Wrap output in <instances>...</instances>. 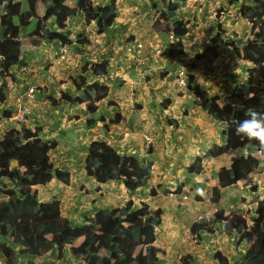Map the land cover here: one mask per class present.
I'll return each instance as SVG.
<instances>
[{
	"label": "trees",
	"instance_id": "1",
	"mask_svg": "<svg viewBox=\"0 0 264 264\" xmlns=\"http://www.w3.org/2000/svg\"><path fill=\"white\" fill-rule=\"evenodd\" d=\"M217 11L227 13L234 3H239L238 14L257 27L251 36L243 42H236L237 33L229 34L219 30L205 43L201 59L212 64L220 56V47L232 49L236 56L252 65L248 78L243 82H232L231 90H225L219 96L209 97L190 77L189 89L196 95V106L211 116L215 121L226 124L224 134L228 138L222 152L232 156L230 168L218 174L220 191L227 187L248 180L250 174L264 164V150L255 141H248L237 134L236 127L246 118L250 109L264 113V0H226ZM154 8L160 10L154 28L165 29L181 37L176 45H171V58L185 56L183 37L190 33V25L184 18L177 19L180 11L187 6V0H159ZM26 6V11L23 10ZM44 8L41 18L39 7ZM117 0H107L103 5H96L95 0H79L74 6L68 0H0V103H5L10 85L17 80L15 67L21 64L24 47L21 43V29L28 27L32 20L37 21V29L23 35L22 38H43L49 42L63 45L74 43L84 47L90 44L88 34L77 36L76 40L66 31L70 21L83 18L85 27L94 26L98 34L109 32L113 18L118 13ZM18 19L19 23L15 21ZM52 19L53 23L48 21ZM109 63L96 68L97 75L107 73ZM88 71V64L82 69L80 77L74 81L79 92L76 98L63 93L62 101L80 103L87 107L90 114L97 111L93 101L100 102L108 98V88L86 85L83 73ZM83 89V90H82ZM56 106L57 101H53ZM11 111L5 116L11 117ZM103 119V118H102ZM120 114L102 126L110 131L111 126L121 122ZM95 123L89 119L87 125ZM40 127L9 129L0 140V256L5 264H16L18 257L38 258L41 256L39 239H48L56 247L57 253L63 252L64 240L73 243L72 254L78 264H159L165 251L156 245L157 228L163 223L162 209H153L146 202L135 205L126 202L123 206L104 208L94 216L85 217L81 234L62 213L58 199L51 203L41 202L38 188H45L56 180L63 185L69 184V174L55 168L51 153L58 147V142L44 141ZM216 155L215 150L207 156ZM203 157L194 162L195 174L203 170ZM152 163L143 162L138 156L120 154L105 140L93 141L84 161L85 171L94 179L99 188L111 180L125 184L129 192L149 188L152 197L158 195L156 188L148 187ZM172 194L182 193L181 187ZM211 220L222 231L234 237L236 250L247 243V250L238 261H231L220 251L214 253L216 264H264V202H259L254 215L247 219L243 212L219 210L211 219L201 218L195 221L190 231L200 245L203 234L211 233ZM28 264H34L29 262ZM180 264H199L193 254L180 258Z\"/></svg>",
	"mask_w": 264,
	"mask_h": 264
},
{
	"label": "crops",
	"instance_id": "2",
	"mask_svg": "<svg viewBox=\"0 0 264 264\" xmlns=\"http://www.w3.org/2000/svg\"><path fill=\"white\" fill-rule=\"evenodd\" d=\"M19 2L23 0H18ZM195 6H211L213 12L210 14L209 34L213 35L219 30H227L229 34L237 33L236 42H243L253 33L254 27L246 19L241 18L239 14L228 15V18L215 19V14L222 3L226 0H188ZM188 11L190 13L189 3ZM201 7L202 10L206 9ZM236 6H232L234 8ZM41 12H43L41 10ZM199 12V11H198ZM231 14V10H229ZM189 16V15H188ZM189 20V18H186ZM208 26V25H206ZM243 33L244 39L241 37ZM30 41V50H26V54H31L29 58L23 54L22 60L28 63V67L35 72V77L42 83V69L48 61L52 59L61 60V64L51 67L49 71L48 86L58 90L59 95L62 91L69 92L71 95H76L75 87L71 82L82 71V66L85 65L88 59H83L82 55L77 54V46L63 47L59 44H51L38 38L28 39ZM22 44L24 40L21 39ZM156 42L157 39L154 38ZM154 42V43H155ZM24 46V45H23ZM74 47V49H73ZM76 49V50H75ZM222 57L214 65V67H205L209 75V70L217 66V71L213 76L220 74L225 76L224 72L227 66H231V74L233 79L243 77L247 78V70L251 65L246 61H241L236 58L232 49L221 47ZM118 53V51H117ZM144 60H139L137 57H118L112 60L118 63L121 71H118L114 76L117 80L124 79L126 86L120 88L114 100H121L118 109L109 108L107 114L112 116L120 111L122 120L115 125L109 132L103 130L101 133L103 139L111 144L120 154L127 156H138L145 163H152V172L149 178V186L157 190L158 195L152 197L149 188L141 189L137 192H129L124 183L118 180H111L105 185L99 186L84 170V161L89 153L90 143L96 139L90 133L88 128L82 125V121L87 119L88 114L82 111V105H69L62 103L58 106H53L46 96L40 94L36 96L34 101V115L33 120L42 127V137L45 140L56 139L59 142L58 149L54 153V164L64 174H69V184L64 190L55 195L53 199H58L62 207L63 216H65L80 232H83L82 223L87 216H94L99 210L104 208H114L123 206L126 202L135 205L137 208L145 199L147 195L152 199H159L167 191L174 192L176 186H171L172 180L176 181L177 185L182 184V193L177 195L190 196L191 200L186 202L183 199L174 201L180 209L172 212L177 213L179 224L187 222V233L191 235L190 226L197 220L206 215H210L214 211L224 210L240 211L245 213L247 219L254 215L255 208L260 201H264V167L256 169L251 175L252 185L245 181L237 185L227 187L220 191V201L213 203L212 198L217 197L218 189V174L219 172L231 166V156L221 153V148L226 145L227 138L223 132L226 125L216 122L214 119L204 115L199 108L195 106V96L188 90H182L178 96L179 90L176 85V74L178 69L183 67L179 64L178 59L169 60L168 57L163 56H142ZM151 58V59H150ZM31 61H29V60ZM229 60V61H226ZM141 65V73L137 78H133L134 70H137L136 63ZM113 64L111 65V67ZM116 65L114 64V67ZM135 67V69H134ZM199 72V67L197 68ZM203 69V67H202ZM156 73L157 70L168 72L163 80H158L153 73L152 76L155 81L150 83L149 92L142 93L137 96L136 102L132 103L134 99L135 90H138V85L143 83L141 74ZM208 70V71H207ZM243 70V71H242ZM148 71V72H147ZM159 71V72H160ZM162 72V73H163ZM113 77V72H110ZM115 73V72H114ZM146 74V75H147ZM159 75V74H158ZM158 77V76H157ZM129 79V81H126ZM94 81V80H93ZM118 81H115L111 86H116ZM231 81L227 88L233 84ZM120 83V82H119ZM133 83L134 86H131ZM137 84V86H136ZM111 86L110 90H111ZM58 87V88H57ZM142 89H145L144 87ZM53 96L55 97V94ZM111 96V92H110ZM56 98H58L56 96ZM171 100L168 109L160 111L159 107L165 100ZM104 104V103H103ZM11 99L8 102L0 105V140L4 133L12 128H17L16 123L7 120L5 111L9 110ZM106 105V104H105ZM103 105V106H105ZM159 110V111H157ZM112 116H110L112 118ZM33 120H30V127H35ZM37 126V127H38ZM145 136L152 139L153 153L149 154L147 149ZM216 146L217 155L208 156L203 161V168L200 174H194L193 163L199 156H206V154ZM198 178V181H197ZM52 183V182H51ZM50 183V184H51ZM50 184L45 188H38L39 198L42 191H50ZM197 188H202L203 195L196 193ZM231 190V191H230ZM226 194V197L224 196ZM174 196L168 194V197ZM193 197L196 199L194 200ZM3 199L0 194V201ZM193 199V200H192ZM151 207L152 200H145ZM176 208V207H175ZM184 219V221H183ZM188 219V221H186ZM173 228V224L169 226ZM170 230V229H169ZM211 233L203 234V240L200 245L192 246L187 249L179 259L188 253L195 256L199 264H216L213 259L215 252L220 251L227 255L231 261H238L242 252V247H246L247 243H243L238 250H236L232 236L225 234L222 228L214 224L211 226ZM171 231V230H170ZM186 233V234H187ZM173 236V234H171ZM158 237V236H157ZM177 237V235H176ZM173 239V237H171ZM185 242L184 236L178 240L179 246H183ZM192 243H195L194 241ZM227 251L223 250V245H227ZM39 247L41 254L48 255L54 247L45 238L39 239ZM46 255V256H47ZM41 256V257H42ZM46 257L39 258L44 260Z\"/></svg>",
	"mask_w": 264,
	"mask_h": 264
},
{
	"label": "clouds",
	"instance_id": "3",
	"mask_svg": "<svg viewBox=\"0 0 264 264\" xmlns=\"http://www.w3.org/2000/svg\"><path fill=\"white\" fill-rule=\"evenodd\" d=\"M18 1V0H17ZM24 1V0H23ZM23 1H21V2H23ZM107 1V0H106ZM105 1V2H106ZM19 2V1H18ZM105 2H102L100 5H103ZM96 3V2H95ZM117 3H118V1H117ZM155 3H160L159 2V0L157 1V2H155ZM68 4H71V1L70 0H68ZM187 5H188V0H187ZM222 5V4H221ZM235 5H237L238 6V8H240V4L239 3H234L232 6H235ZM231 6V7H232ZM118 7H119V5H118ZM231 7L229 8V10H231ZM220 8H221V6L218 8V10H220ZM155 9H157V8H155ZM41 10L43 11V12H41ZM118 10H119V8H118ZM158 11H159V14H160V10L159 9H157ZM229 10H228V12H229ZM239 10V9H238ZM227 12V13H228ZM39 14H40V16H41V18H43V16H44V8L42 7V6H40L39 7ZM118 14V13H117ZM217 14V13H216ZM216 14H215V19H217V20H219L218 18H217V16H216ZM223 14H225V13H223ZM237 14H238V11H237ZM185 15H186V17H185ZM189 11H188V6H186V8L184 9V10H182V11H180L179 12V14H178V17H177V19H181V18H184V20L185 21H187L188 23H189V20H186V18H189ZM159 16V15H158ZM158 16H157V18H158ZM157 18L155 19V21L157 20ZM242 18V17H241ZM78 20V19H77ZM80 20H82L83 22H84V20H83V18H80ZM247 20V19H246ZM155 21H154V23H153V29H154V31L156 32V33H164V34H173L172 35V37H168V38H166L165 40H157L155 43H154V46H152L151 48H150V50H149V52L147 53H145L144 54V52H145V50H143V46L138 42L139 40L134 36V35H132L131 37H129V38H127V39H125V40H120V42H119V45L117 44V46L116 45H110L109 46V50H107V53L105 54V55H98V53L97 54H94V52H93V50H91L90 49V52L87 54V55H85V53H82V56H83V59H88L87 60V62L85 63V65H83L82 66V68L81 69H83L84 67H86V65L88 64V71L86 72V73H83V76L86 78V84H85V86L86 85H95V86H97V87H106V88H108V91H109V94H108V98H106L105 100H102V101H100V102H97V101H93V105H95L96 107H97V111L95 112V113H99L100 111H102L103 110V114H101L100 116H99V118H97V119H94L95 120V123L94 124H96L97 122H99L100 123V128H102V130H104V131H106V132H109V131H107L103 126H102V124H101V120H103V119H106V121H107V123H109V122H111L113 119H114V117H115V115H117V114H120L121 115V118H122V114H121V112L120 111H117L116 112V114L115 115H111L110 113L109 114H107L108 113V109L109 108H115V109H118L119 107H120V103H121V100H114V98L117 96V94H118V91L120 90V88H124L125 86H126V82L124 81V79H122L121 81L119 80H117V78H115V74L118 72V71H121V69L119 68V66H118V63L116 62V60L115 61H113L112 59L113 58H115L117 55H118V57H128V56H132V57H139L138 59L139 60H144L143 59V57L142 56H144V57H146V56H153V57H156V56H163V57H168L169 58V60L171 61V60H175V59H178V62H179V64L181 65H183V67H181L180 69H178V72H177V74H176V85H177V90H179V93H178V96H179V94L181 93V91L182 90H188V91H190V92H192L190 89H189V82H190V77H193L194 78V84H196V85H200L207 93H208V96L209 97H213V96H219L220 95V93L222 92V91H225V90H231L232 89V87L234 86L233 84L231 85V87L230 88H227V85L231 82V81H233L234 79H233V77H232V74H231V72L229 71V69H230V65L229 66H227V67H225V69H228V72H224V75L225 76H221L220 74H218L217 76H213L215 73H211L214 69V71H217V66L215 67V68H212V69H210L208 72H209V75H208V73L207 74H204L203 73V77L202 76H200V74H202L201 72H199L198 73V67L200 68V64H204L205 65V67H214V65H216V63L219 61V59H221V57H222V51H221V47H225V46H221L220 47V56H219V58L216 60V62H214V63H212V64H209V63H206L205 61H203L202 59H201V55H202V51H203V47L205 46V43L209 40V38L211 37V36H213V35H211V34H209V37L207 38V40L206 41H204V42H202V47H201V49H200V52H199V55L197 56H194V55H191V54H193V53H188L187 51H186V48H185V43H186V41L188 40V36L190 35V33L186 36V37H183L182 38V41H183V43H184V51H185V56L184 57H179V58H171L170 57V55H169V49H170V46L171 45H176L180 40H181V37L180 36H178L177 34H175V33H169L168 31H166L165 29H162V30H157V29H155L154 28V24H155ZM248 21V20H247ZM53 23V20L52 19H50L49 21H48V23L49 24H51V23ZM249 22V21H248ZM73 23V20L72 21H70L68 24H67V26H66V31H68L69 32V30H67V28H68V26L70 25V24H72ZM251 23V22H250ZM252 24V23H251ZM189 25H190V23H189ZM253 25V27L254 28H256L257 26L256 25H254V24H252ZM91 26H94V24H92ZM84 27H85V22H84ZM95 27V26H94ZM126 28L123 26L122 28H121V30H125ZM165 31V32H164ZM113 32H114V29H113V27H112V25H111V27H110V30H109V32H107V33H105V34H98V32L96 31V36L97 37H100V36H103V35H108L109 33H110V35L109 36H113ZM191 32V31H190ZM20 33H21V36L23 37V35H25V34H23L22 33V29H21V31H20ZM26 34H28V33H26ZM82 34H85L84 32H82L80 35H82ZM88 34V33H87ZM70 36H72L73 37V33H72V31L70 30V34H69ZM80 35H78V36H80ZM21 37V39H23L24 41L25 40H28V39H32V38H22ZM175 37V38H174ZM35 38H37V37H35ZM20 39V40H21ZM38 39H42V40H44V41H46L48 44L49 43H51V44H55V42H49V41H47V40H45V39H43V38H38ZM88 39H89V35H88ZM76 40V39H75ZM90 41V40H89ZM96 41H98L97 39H96ZM236 41V40H235ZM21 43H22V41H21ZM56 44H59V45H62L63 47H70V46H78V47H80V48H82V46H80L79 44H77V43H74L73 45H63V44H61L60 42H57ZM22 46H23V44H22ZM24 47V46H23ZM89 48H91V43L90 44H88V45H86V46H84V49H88L89 50ZM228 48V47H227ZM103 49V48H102ZM113 50V51H112ZM143 50V51H142ZM111 51H112V53H111ZM117 51H118V53H117ZM81 52V51H80ZM103 52V51H102ZM234 52V51H233ZM235 53V52H234ZM23 54H25V51H24V53ZM236 55V54H235ZM23 56V55H22ZM236 58L237 59H239L237 56H236ZM64 58H60V60L57 62V60H54V59H52V61H48L47 62V64H45V66H44V68L41 70L42 71V75H45L41 80H42V83H40V81H39V79L38 78H36L34 75H35V72H32V69L31 68H29L28 67V63H26V62H24L23 60H22V57H21V64H19V65H17L16 67H15V69H14V71H15V75L17 76V80L14 82V83H12L9 87H10V89H9V92L7 93V99L9 100V98L11 99V105H10V108H9V110H6V111H11V117H9V118H7L6 116V118H7V120H11L12 122H15L16 123V127L17 128H19V127H21V126H24V127H27V128H35V127H37L36 125H35V127H30L29 125H30V120H33V115H34V108H33V105H34V101H35V99H36V96L38 95V96H40V94H43L44 96H46V98H47V100H49L50 102H51V104L53 105V106H55L54 104H53V101H57V104H56V106H58V105H60V104H62V103H66V104H69V105H82L83 106V108H85L84 110H82L83 112L85 111L86 112V114H88V117H87V119H84V121H82V125L83 124H86V126H88L87 125V121L89 120V119H93V118H91L89 115H90V113H89V111H88V109H87V107L83 104V102H80V103H73V102H70V103H68V102H65V101H62V100H60L61 99V96L63 95V93H68L71 97H73V98H76L77 96H79V92H78V90L75 88V91H77V94L76 95H71L69 92H66V91H62L61 92V94L59 95V88H58V90H56L55 88H52L51 86H48L47 85V83H48V81H49V71L51 70V67H53V66H56V64H61V60H63ZM151 59V58H150ZM103 60H107L108 61V63H109V67H108V70H107V73L105 74V75H97L96 74V68H94L95 66H97V65H99L100 66V64H102L103 63ZM197 60V61H196ZM240 60V59H239ZM226 61H228V60H226ZM241 61H243V60H241ZM247 62V61H246ZM249 63V62H248ZM28 64V65H27ZM112 64H115L116 66L114 67V66H112L111 67V65ZM250 64V63H249ZM141 65L142 64H140L139 62H137L136 63V66H137V70L135 71L134 70V76H133V78H137L138 76H139V73H141L140 71H141ZM251 65V64H250ZM252 68V65H251V67L249 68V69H251ZM1 69V68H0ZM115 69V70H114ZM134 69H135V67H134ZM248 69V70H249ZM248 70H247V78H248ZM160 70H157L156 71V73H154L153 72V70H152V72H150V73H145V74H141L140 75V78H142L141 80H143V83L141 84V85H138V90H135V93H134V99L132 100V103H139V102H136V98H137V96H139V95H141L142 93H144V92H146V93H148L149 91L148 90H150V87L149 86H144V81H146L147 82V84L148 85H150V83L149 82H152V81H155V78H153V76H152V74L151 73H153L154 75H155V77L158 79V80H163L164 81V78L166 77V75L168 74V72H166V71H164L163 72V70H161L160 72H159ZM213 71V72H214ZM110 72H113L112 74H113V77H112V75H111V73ZM115 72V73H114ZM148 72V71H147ZM163 72V73H162ZM81 73H82V71H81ZM81 73H79V75L75 78V79H72L71 80V82L73 83V86H74V81L75 80H77L79 77H80V75H81ZM147 74V75H146ZM159 74V75H158ZM205 75V76H204ZM158 76V77H157ZM247 78L246 79H244L243 81H245V80H247ZM243 79V77H239V78H237L235 81L236 82H238V83H240V82H243V81H240V80H242ZM94 80V81H93ZM181 80H185V85H180V81ZM115 81H118V83H117V85L116 86H111V85H109V86H111V90H112V88L114 89V92H115V96H114V98H112L111 96H110V92H111V90H110V87L108 86V84H112L113 85V83L115 82ZM126 81H129V79H126ZM111 82V83H110ZM120 82V83H119ZM131 84V86H134V84L133 83H130ZM31 86H34L35 88H36V91H35V93H34V96H33V98L31 99V101H30V103H29V107H30V109H31V115L29 116V118H28V121H27V123L26 122H18V121H15L14 120V116H15V114H16V107H15V102H14V98H15V95H16V92L18 91V90H25L26 88H28V87H31ZM136 86H137V84H136ZM143 86H144V88L145 89H142L143 88ZM75 87V86H74ZM83 90V89H82ZM54 92H57L56 94H55V97L53 96V93ZM192 94L195 96V101H196V95L194 94V92H192ZM56 96L58 97V98H56ZM8 100L5 102V103H7L8 102ZM5 103H0V105L1 104H5ZM104 103V104H103ZM106 104V105H105ZM171 104V100H165L164 102H162L161 103V107L165 110V109H168V107H169V105ZM103 105H105V106H103ZM195 106H196V104H195ZM197 108H199L200 109V107H198V106H196ZM5 111V112H6ZM200 111L204 114V115H206V116H208V117H210V118H212L211 116H209V115H207L206 113H204L201 109H200ZM110 116H112V118L110 117ZM103 118V119H102ZM213 119V118H212ZM217 122V121H216ZM120 123V122H119ZM119 123H117V124H119ZM221 123V122H220ZM93 124V125H94ZM117 124H114L113 126H111V128H110V130L115 126V125H117ZM224 124V123H223ZM226 125V124H225ZM86 126H84L83 125V128L84 127H86ZM92 126V125H91ZM91 126H88V127H91ZM39 127V126H38ZM41 129H42V127H40ZM87 128V127H86ZM227 128V127H226ZM85 129V128H84ZM226 131V129L224 130V132ZM7 132V131H6ZM42 132H43V129H42ZM103 132V131H102ZM224 132H223V134H224ZM236 132H237V134H239V135H241V136H243V137H245L248 141H255L257 144H258V146H259V148L260 149H262V150H264V113H262V112H257V111H255V110H253V109H250L249 110V112L247 113V115H246V118H244V119H242V120H240L239 121V123H238V125H237V127H236ZM224 136L227 138V136L224 134ZM41 138L44 140V141H53V140H55V141H57L56 139H51V140H45L43 137H42V133H41ZM94 138H96V139H94L93 141H96V140H104L103 139V135L102 134H100L99 135V137L97 138L96 136H94ZM144 139H145V141H146V145H147V149H148V151H149V154H151L152 155V151H153V147H152V139H151V137H149V136H145L144 137ZM92 141V142H93ZM106 141V140H105ZM58 142V141H57ZM91 142V143H92ZM107 142V141H106ZM91 143H90V145H91ZM108 143V142H107ZM227 143H228V138H227V142H226V145L225 146H227ZM109 144V143H108ZM90 145H89V147H90ZM111 145V144H110ZM58 146H59V142H58ZM112 146V145H111ZM225 146H223L222 148H224ZM222 148H221V153H224V152H222ZM58 149V147L54 150V151H52V153H51V158H52V160H53V162H54V159L55 158H53L54 157V153L56 152V150ZM216 149H218V147H216V146H214L213 147V149L212 150H215V152H216ZM211 150V151H212ZM210 152V151H209ZM208 152V153H209ZM207 153V154H208ZM207 154H206V156H199V157H203V161H204V159L206 158V157H208V156H210V155H208L207 156ZM224 154H227V153H224ZM216 155H217V152H216ZM216 155H214V156H216ZM229 155V154H228ZM213 156V157H214ZM231 156V155H230ZM198 158V157H197ZM231 158H232V156H231ZM141 159V158H140ZM142 160V159H141ZM196 161V160H195ZM194 161V162H195ZM203 161H202V166H203ZM55 165V164H54ZM261 167H264V164L263 165H261L259 168H261ZM56 168V167H55ZM230 168V167H229ZM57 169V168H56ZM228 169V168H227ZM258 169V168H257ZM57 170H59V169H57ZM85 170V169H84ZM193 170H194V174H195V169H194V163H193ZM203 170H204V168H203ZM226 170V169H225ZM62 171V170H61ZM151 171H152V168H151ZM255 171V170H254ZM253 171V172H254ZM252 172V173H253ZM220 173V172H219ZM251 173V174H252ZM250 174V175H251ZM92 178V177H91ZM93 179V178H92ZM94 180V179H93ZM197 181H198V178H197ZM219 181V180H218ZM243 181H245L246 183H249V184H251V188L253 189L254 188V185H252L253 183H252V180H251V178H250V176H249V178H248V180H243ZM240 182H242V181H240ZM239 182V183H240ZM238 183V184H239ZM237 185V184H236ZM234 186V185H233ZM179 187H181V189H182V184H178L177 185V188H179ZM218 187H219V184H218ZM231 187V186H230ZM176 188V189H177ZM39 189H40V187H39ZM39 191V190H38ZM176 191V190H175ZM168 192V191H167ZM196 193L197 194H199V195H203L204 194V191H203V189L202 188H197L196 189ZM168 194H172L171 193V191L169 190V192H168ZM181 194V193H180ZM180 194H172V195H180ZM185 198L188 200V198L189 197H187V196H185ZM41 201V200H40ZM213 202V201H212ZM260 202H264V201H260ZM214 203V202H213ZM259 203V202H258ZM258 205V204H257ZM257 207V206H256ZM219 211V210H218ZM216 211H214L213 213H215ZM213 213H211L210 215H206V216H204L203 218H206V219H211V216L213 215ZM211 226L212 225H214L215 223H213L212 222V220H211ZM75 227V226H74ZM191 227V226H190ZM76 228V227H75ZM77 229V228H76ZM78 230V229H77ZM78 232L79 233H81V234H83L84 233V230H83V232H80L79 230H78ZM191 232V231H190ZM192 235V234H191ZM195 238V237H194ZM48 240V239H47ZM67 240V239H66ZM66 240H64V242L66 241ZM195 240V239H194ZM68 241H70V240H68ZM70 242H72V241H70ZM157 242V241H156ZM196 243V242H195ZM53 245V244H52ZM157 245V244H156ZM198 245V244H197ZM54 246V245H53ZM72 246H73V243H72ZM55 247V246H54ZM158 247V246H157ZM56 248V247H55ZM64 248V247H63ZM72 248V247H71ZM159 248V247H158ZM160 249V248H159ZM40 251H41V249H40ZM57 251V250H56ZM71 252H72V249H71ZM73 255V254H72ZM41 256H42V254H41ZM38 257V258H32V260H29V261H27L26 259H25V261L24 262H27V264L29 263V262H33L34 264H36V260H38L39 258H42V257ZM184 256V255H183ZM21 258H23V257H18L17 258V260L16 261H18L19 259H21ZM31 258V257H30ZM73 260L75 261V263H77V262H79V260H76L75 258H74V256H73ZM180 261V260H179ZM74 263V264H75ZM0 264H5V262H4V260H3V258H1V256H0Z\"/></svg>",
	"mask_w": 264,
	"mask_h": 264
},
{
	"label": "rangeland",
	"instance_id": "4",
	"mask_svg": "<svg viewBox=\"0 0 264 264\" xmlns=\"http://www.w3.org/2000/svg\"><path fill=\"white\" fill-rule=\"evenodd\" d=\"M70 1H71V5L74 6L78 3L79 0H70ZM105 1L106 0H95L96 5H100L102 2H105ZM117 1L119 5V10H118V14L113 18V24H112V27L114 29L113 36H109L110 35L109 33L108 35L106 34V35L97 37L96 27L94 26L84 27V22L80 19L73 21V23L68 26L67 30L72 31L74 39H76L77 36L80 35L82 32L88 33L89 35L91 48H89L88 50V49H84V47L80 48L77 46L76 48L77 54L82 55V53H85V55H87L91 49L93 50L94 54L98 53V55H102V54L105 55L107 53V50H109L110 45L117 46V44L119 45L120 40H125L131 37L132 35H134L139 40L138 42L143 46V50H145L144 52L145 54L146 52L147 53L149 52L152 46H154V42H155L154 38H156L157 40H165L169 36L172 37L173 34L156 33L153 29V23L155 19L157 18V16L159 15V11L154 8L155 7L154 3L157 2L158 0H117ZM188 3H189V8H190L189 23H190L191 32H190V35L188 36V40L185 43V48L188 53H193L191 55L198 56L200 49L202 47V42L206 41L207 38L209 37L208 35L209 33L208 28L210 27L209 17H211L210 14L213 12V10L211 6L205 7L204 4H202L199 7V6H195L190 1H188ZM235 6L236 7L231 8V12L233 13L235 11V14H236L239 8L237 5ZM201 7H205L206 9L202 10ZM26 9H27L26 6H24L23 10L26 11ZM226 14L235 15L234 13L231 14L230 12H228L225 14L223 13L220 14V17L224 19L228 18L226 17ZM15 22L18 24L19 23L18 19H16ZM123 26L126 28L125 30H121ZM36 29H37V21L32 20L31 24L28 27L22 29V33L23 34L31 33L35 31ZM241 37L242 39H244L243 33H241ZM96 39L98 41H96ZM23 45H24V50L26 54V50L27 51L30 50V41L25 40ZM26 55L28 57L32 56L29 53ZM199 69L200 71H202V74H200V76L203 77V73L207 74L204 64H200ZM231 69L232 68L229 69L230 72H231ZM144 86H149L151 88V86L148 85L146 81H144ZM114 94L115 92H114V89L112 88L111 90L112 98H114L115 96ZM156 106L159 107L160 111L164 112L163 108L160 107V105L157 104ZM101 114H103V110L100 111L99 113L90 114L89 116L93 119H97L99 118ZM33 122H34V125L36 126L38 125L35 122V120H33ZM84 126H86V124H84ZM86 127L88 128L87 130H90V133L93 136H96L97 138L103 131L102 128H100L99 122L92 125L91 127H88V126ZM169 185L170 187L176 186L177 188V183L174 180H172ZM62 187H65V186L56 180L52 181V183L50 184V191H42L41 197H40L41 202H46V203L53 202L54 201L53 197L61 193L64 190V188ZM168 192H165L163 195L168 196ZM166 196L165 198L160 197L159 199L154 200L148 194L147 197L142 200L143 201L152 200L151 208L162 209L164 212L163 223L159 225V227L157 228L158 237H157L156 244L161 250L165 251V254L161 255V260L159 264H180L179 256L182 255L188 248L190 249L192 244H193L192 246H195L197 244L192 243L193 241L195 242L194 240L195 238L193 236H190L189 233H187L188 232L187 222H184L183 224H181V226L178 225L179 218L178 216H176L177 213L172 212L173 209L175 211H178V209H180L179 207H177L176 204L172 206L174 201L181 198L186 202L187 199L184 196L179 197L177 195H174L168 198ZM224 196L226 197V194H224ZM188 197H189L188 200L190 201L192 197L190 196ZM193 199L196 200L194 197ZM186 221H188V219ZM171 223L173 224L172 229L169 228ZM171 234H173V236ZM183 236H184L185 242L183 243V246H179L178 240L183 238ZM171 237H173V239ZM230 238L233 240V243H234L235 241L234 237L232 236ZM47 241L49 242V240ZM227 246L228 244L223 245L222 246L223 250L227 251ZM71 247H72V242L66 240L64 242V248L61 254H58L56 251V248L53 247L52 250H50L52 251V253L48 252V255L45 254L44 256H42V257H46L44 260H36V264H74L75 261L73 260ZM246 250H247V246L242 247V252H245ZM25 259L27 261L32 260V258L30 257L23 256V258L16 261V264H27V262H24ZM75 264H78V262Z\"/></svg>",
	"mask_w": 264,
	"mask_h": 264
},
{
	"label": "built area",
	"instance_id": "5",
	"mask_svg": "<svg viewBox=\"0 0 264 264\" xmlns=\"http://www.w3.org/2000/svg\"><path fill=\"white\" fill-rule=\"evenodd\" d=\"M180 85H185V80L180 81ZM36 88L34 86L28 87L25 90H18L16 92L14 102L16 107V114L14 120L18 122L28 121L29 116L31 115V109L29 103L34 96Z\"/></svg>",
	"mask_w": 264,
	"mask_h": 264
}]
</instances>
